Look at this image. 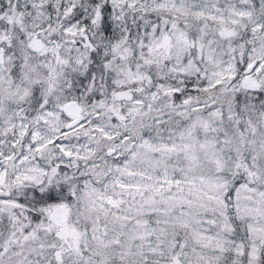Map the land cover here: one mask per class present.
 <instances>
[{
    "label": "snow or ice",
    "instance_id": "obj_1",
    "mask_svg": "<svg viewBox=\"0 0 264 264\" xmlns=\"http://www.w3.org/2000/svg\"><path fill=\"white\" fill-rule=\"evenodd\" d=\"M0 264H264V0H0Z\"/></svg>",
    "mask_w": 264,
    "mask_h": 264
}]
</instances>
